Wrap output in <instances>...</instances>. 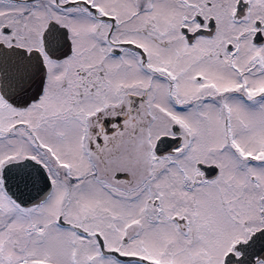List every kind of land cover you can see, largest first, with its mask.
<instances>
[{"label":"snow or ice","instance_id":"1","mask_svg":"<svg viewBox=\"0 0 264 264\" xmlns=\"http://www.w3.org/2000/svg\"><path fill=\"white\" fill-rule=\"evenodd\" d=\"M0 264H264V0H0Z\"/></svg>","mask_w":264,"mask_h":264}]
</instances>
